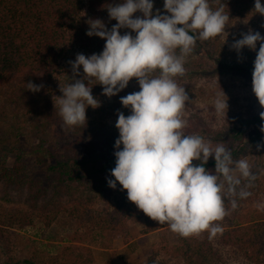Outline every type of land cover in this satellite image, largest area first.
<instances>
[{"label":"trees","instance_id":"16d2710c","mask_svg":"<svg viewBox=\"0 0 264 264\" xmlns=\"http://www.w3.org/2000/svg\"><path fill=\"white\" fill-rule=\"evenodd\" d=\"M120 2L121 0H0V187L8 196H4L3 200L12 202L13 193L16 192L24 205L28 206V209H12L10 214H0L2 236L7 233L13 235V238L3 239L0 244V264H91L94 261L92 248L86 241L92 233L90 230L80 237L77 236L78 232L71 236L72 243L81 242L80 246L70 245L53 255L36 248L32 240L10 231V227L24 228L33 225L39 218L48 227L55 222H68L81 228L87 222L89 205L97 203L99 199L116 200L112 209L97 216L91 215L96 228L101 226L100 229L109 231L111 237L122 235L130 241L132 235L127 222L142 217L147 220L148 232L170 229L167 224H159L147 217L127 199V192L117 194L122 188L118 182L115 190L108 187L107 180L114 179L110 173L115 167L114 145L119 132L103 126L98 118L106 112L107 107H88L86 127H70L59 114L60 105L56 97H61L60 89L72 82L70 55L78 49L96 51L99 54L106 43L99 37L86 35L87 21L100 19L110 30L117 22L109 20L106 8L109 4ZM208 2L213 10L223 5L224 14L229 15L226 26L244 20L254 8V0ZM153 3L154 14L157 9L161 14H167L164 13V0H153ZM126 31L130 30L122 29L121 34ZM206 42L197 40L193 50L198 47L201 49L187 56L189 63L185 66V72L193 75L202 74L200 71L227 73L252 81L255 59H242L234 63H230L227 58L216 59L204 46ZM212 61L215 63H211ZM79 71L83 75L82 67ZM28 82L43 85V88L33 93L28 91ZM88 86L92 88L93 97L100 103V98L104 97L102 86L96 81ZM121 94L122 92L114 97L120 99ZM28 119L35 120L32 124L42 132L41 136L58 133L64 138L63 141H56L48 146L42 141L38 149L39 152L44 150L38 157V162L45 167L47 176L51 177L54 185L35 179L27 170L25 157L21 152L24 128L18 124L21 125ZM261 123L259 114L253 113L249 119H238L228 131L205 134L198 124L194 131H187L188 135H199L205 142H210L213 149L222 143L231 153L234 162L249 154L257 155V160L251 170L254 180L235 179L231 173L233 180H238L239 183L229 185L221 177L224 208L237 215L226 227L220 226L216 221L214 224L219 225L222 232L214 237L210 238L208 231L182 237L177 245L171 247V253L179 264H227L224 256L215 248V242L222 247H232L236 253H242L255 264H264V147L257 150L258 144H264V134L259 131ZM13 156L15 163L10 167L8 160ZM197 163L199 162L193 161V164ZM234 166L235 163L231 167ZM205 168L215 173L214 158H209ZM230 186L234 189L232 192H229ZM69 200L76 205L69 207ZM250 200H255L260 207L249 213H242L243 209H240L237 213V207ZM60 201L66 203L64 208V204L58 205ZM65 218L68 221L62 220ZM14 239L20 243L28 241L30 255L27 258L8 257L12 249L18 247V243H13Z\"/></svg>","mask_w":264,"mask_h":264},{"label":"clouds","instance_id":"9594fccd","mask_svg":"<svg viewBox=\"0 0 264 264\" xmlns=\"http://www.w3.org/2000/svg\"><path fill=\"white\" fill-rule=\"evenodd\" d=\"M153 8V0H121L106 8L109 20L117 22L110 30L100 19L87 21L86 35L106 43L99 54H77L74 61H69L72 82L60 89L61 97H56L59 114L70 127H86V109L100 107L88 84L98 82L102 95L110 99L135 79L140 90L120 97L121 105L131 114L117 112L119 138L114 145L115 167L110 173L114 179H108L107 185L115 190L118 182L131 203L153 221L167 224L173 233L187 238L208 231L211 238L222 232L213 222L226 214L221 177L229 185L239 183L231 175L234 163L244 177L254 180L255 176L247 160L234 162L222 143L213 149L199 135L183 133L186 124L182 110L189 95L174 78L184 75L185 57L192 53L197 40L221 35L229 15L224 14L223 5L213 10L208 0H164L167 14L159 9L154 14ZM253 11L264 17L261 0H254ZM122 29L130 31L122 35ZM240 36L234 38L231 49L238 61L244 48L256 52L252 92L264 109V36L251 29ZM156 70L158 74H154ZM27 87L36 93L43 85L28 82ZM214 108L218 115H227V99L217 96ZM259 117V131L264 134V110ZM261 147L264 144H258L257 150ZM210 157L215 160L214 174L205 168ZM233 190L230 186L229 192ZM232 206L235 208V203Z\"/></svg>","mask_w":264,"mask_h":264},{"label":"rangeland","instance_id":"374dc122","mask_svg":"<svg viewBox=\"0 0 264 264\" xmlns=\"http://www.w3.org/2000/svg\"><path fill=\"white\" fill-rule=\"evenodd\" d=\"M261 3L264 5V1H261ZM262 25H264V17L252 10L247 18L226 26L225 31L221 35L207 40L205 45H203L207 50L211 51L216 59L223 60L227 58L230 63L239 62L242 59H255L256 52L251 51L248 48H244L238 61L237 53L231 49V44L233 43L234 38L240 39V34L247 33L250 29L253 31H258L262 36H264V27H262ZM200 49L201 47H198L193 51L197 52ZM258 50L259 44H257L256 51ZM94 53L98 54L96 51L78 49L70 55L69 60L74 61L77 54L91 56ZM195 58H193V60ZM65 61H63V64ZM187 63H189V59L186 56L184 60V68ZM211 63L215 62L212 61ZM200 72H202V74L200 73L194 75L190 72H184L183 76H177L174 78L178 86L184 88L189 95V101L186 102L185 107L182 110V119L186 124V127L182 130L184 134L188 135L189 133L187 131L190 129L194 131L196 129L195 127H197V124L201 127V131H204L205 134L211 133V135H213L219 130L228 131L233 126V123L237 122L238 119L242 117L243 119H249L253 113L259 114L260 111L263 110L261 109L258 100L252 92V81L227 73L215 74L213 72ZM154 74H158L157 70ZM139 90L140 88L137 81L133 79L129 82L128 87L122 91V94L119 97L126 96L132 92H138ZM223 93L227 98L223 96ZM217 96H220L222 99H227V115H218L215 112L214 101ZM100 99V105L107 107L106 112L98 116L101 124L107 128L118 131L115 127L118 119L117 112L121 111L125 116H128L131 114L130 109L124 108L120 103V99H116V97L109 99L104 96ZM57 102L59 103L58 100ZM118 108L120 110H118ZM32 121L34 122L35 120ZM32 121L31 119H28V121L23 122L21 125L18 124V126L24 128L22 131L23 147H21V152L25 157L27 170L35 179L54 185L55 183L51 180V177L47 176L45 167L38 162V157L44 152V150L39 152L38 149L42 141H44L43 143L45 146H48L56 143V141L61 142L64 140V138L58 133H54L52 136H41L42 132L35 128L36 125L32 124ZM208 130L209 132H207ZM243 159L247 160L251 172L252 167L257 160V155L249 154ZM14 163V156L10 157L8 160V165L12 167ZM233 169L234 171L232 174L235 179H247L239 172L238 169H235V166ZM219 183L222 184V181L220 180ZM125 193L126 191L120 190L117 194ZM4 196L7 195L4 192V189L0 187V214H2V212L9 213V211L12 209H28V206L24 205L23 200L16 195V192L13 193L14 200L12 202L3 200ZM114 202H116L114 198L111 200L99 199L97 203L91 206L89 205L87 210V212H89L87 222L85 223V226L81 228H79L78 225H72L68 222L67 224L55 222L50 227H48L38 218L33 225L26 226L24 228H20L18 226L15 228L10 227V231L18 232L23 238L32 240L35 247L42 249L45 253L48 252L55 255L64 247L70 245L80 246L81 242L74 241L72 243L73 240L71 239V236L78 232L77 236L80 237L83 236L85 232L90 230L92 233L89 234V239L86 241L87 245L92 248V256L94 261L97 252L100 253L103 249L112 248L118 250V248L122 247L124 243H130L135 237H138L139 240L133 243V246L128 248L130 250L129 253L126 255H121L123 264H179L178 259L171 253V247L177 245L182 239V236L173 233L170 229H165L162 232L161 230L148 232L146 231V218L142 217L137 220H128L127 227L130 234L132 235L130 241H128L126 237L122 235L118 237H111V233L109 231H102L100 229L101 226L96 228L93 221L91 220L92 216L103 214L106 211L112 209L115 204ZM58 205H63L62 207L64 208L66 203H64V201H60ZM75 205V203L70 202L69 200V207H74ZM84 207L87 206L85 205ZM258 207H260L259 203H257L255 200H250L241 206L239 205L237 207V210L239 209L237 213L240 212V209H243L242 213H249ZM225 213L226 214L223 219L217 221L222 227L228 226L229 221H231V219L237 215L230 213V210L228 211L226 209ZM62 220L68 221V218ZM2 234L3 233L0 232V244L2 243L3 239L13 238V235L9 233H7L5 236H2ZM142 235L145 236L143 237ZM14 240L13 243H18V247L15 246L16 248L12 249L8 257H13L14 259L27 258V256L30 255V248L28 247L27 243L28 241L20 243L16 240V242H14ZM138 242L140 243V246L137 249L139 244ZM214 246L224 256V261H226L227 264H255L243 256L242 253H236L232 247H222L221 245H218V242H215ZM94 261L91 264H94Z\"/></svg>","mask_w":264,"mask_h":264},{"label":"crops","instance_id":"0c3cea01","mask_svg":"<svg viewBox=\"0 0 264 264\" xmlns=\"http://www.w3.org/2000/svg\"><path fill=\"white\" fill-rule=\"evenodd\" d=\"M142 236L144 237L145 235H142ZM138 240H139V238L135 237L132 242L124 243V245L122 247H119L118 250L115 248H112V249H103L102 252H100V253L97 252L95 255L94 264H123V259H121V255L122 254H124V255L128 254L130 251L128 248L133 246V243L137 242ZM139 246H140V243L138 244L137 249ZM114 252H116V253H114ZM103 255H104V257H103Z\"/></svg>","mask_w":264,"mask_h":264}]
</instances>
